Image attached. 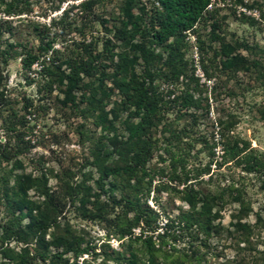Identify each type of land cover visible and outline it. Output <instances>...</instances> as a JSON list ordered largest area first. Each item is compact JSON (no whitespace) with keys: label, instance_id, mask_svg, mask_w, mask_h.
Segmentation results:
<instances>
[{"label":"rangeland","instance_id":"obj_1","mask_svg":"<svg viewBox=\"0 0 264 264\" xmlns=\"http://www.w3.org/2000/svg\"><path fill=\"white\" fill-rule=\"evenodd\" d=\"M80 1L31 0V11L19 15L0 9V151L4 147L2 152L6 156L0 159V264H60L56 260L40 259L44 247L18 242L15 235L6 231L8 218L12 212L17 214L22 200L39 205L38 212L44 214L47 210L42 192L60 198L65 181L79 182L84 178L97 192L95 181L99 173L94 165L95 156L100 154L104 165H113L119 154L111 153L108 138L114 133L119 142L128 136L123 124L131 115L119 107L121 97L113 89L112 81L119 76L113 75V66L105 59L103 46L120 18L121 0H101L88 17L95 21L91 23L86 18L87 27L83 31H79L78 21L68 25L76 9L70 10L67 22L63 20L53 29L51 21ZM214 1L212 9L203 13L191 32L194 43L183 35L178 48H174L172 39L156 48V60L130 62L137 74L146 69L154 74L153 84L165 104L154 135L161 139L184 130L188 135L184 142L192 140V143L179 148L188 151L195 167L210 163V173L203 177L207 180L211 175L205 188L224 193L222 201H216L218 216L210 237H194L195 228L181 232L174 226L175 240L169 241L165 248L172 242L177 251L168 252V261L157 252L154 264H264V169L248 172L239 157L222 159L224 144L233 142H239V147L247 142L255 155L264 157V0ZM134 3L147 10L152 5L149 0H134ZM242 9L256 11V16ZM41 39L52 40L54 49L59 51L54 59L56 64L72 62L75 52L72 50H76L73 42L83 39L91 40L93 54L102 53L101 60L95 64L96 74L83 79L89 86L100 84L98 71L102 70L101 65L106 66L107 77L99 85L96 97L101 100L103 110L111 114L109 120L114 118L111 133H107L111 126L94 124L101 113L99 109L86 112L85 102L81 103L79 98L71 102L66 98L64 84L51 81L42 67L48 64V58H53L51 52L41 55L30 69L22 68V52L30 49L35 53ZM168 60L173 62L168 64ZM174 65L181 67L182 73L175 80L167 79L164 73ZM65 68L63 65L61 70ZM185 92L195 102L189 109L179 105L178 98ZM165 166L166 163L156 159L148 164L153 179L147 196L135 197L131 181L105 179L107 191L100 197V207L110 223L83 219L77 204L67 203L50 217L52 226L45 241H50L54 233L57 238L82 247H93L92 253L78 258L79 264L82 261L124 264L120 263L123 253L142 252L140 241L134 239L139 227H134L131 235L122 234L123 227L137 212L148 210L156 216L158 229L153 234L160 232L167 220L174 225L180 221L181 227L184 214L191 213L181 195L161 190L162 185L176 184L168 180V175H159L158 170ZM182 187L178 185L177 189ZM86 208L94 210V205L87 204ZM26 224L24 219L22 226ZM4 251L9 257H5ZM54 252L53 247H48V254ZM185 253L190 257L198 255L200 261L186 260ZM73 256L68 254L70 262Z\"/></svg>","mask_w":264,"mask_h":264},{"label":"trees","instance_id":"obj_2","mask_svg":"<svg viewBox=\"0 0 264 264\" xmlns=\"http://www.w3.org/2000/svg\"><path fill=\"white\" fill-rule=\"evenodd\" d=\"M30 1L0 0V9L7 14H26L31 11ZM100 1L82 0L78 4L72 5L71 8L64 9L57 20L51 21L53 29L56 24L62 23L63 20L67 22L70 10L76 9L71 19L72 22L68 25L71 26L78 21L79 31L85 30L87 27L86 18L93 15L92 10ZM157 1L159 7L152 4L147 10L143 5H135L134 0H121L118 8V15L120 16L118 23L113 26L110 38L105 39L103 42L105 54H107L105 59H109V63L112 64L113 75L119 76V78H112L113 89L121 97L119 107L123 111H128L131 119L123 124L128 134L125 140L117 142V136L114 133L108 138L109 145L112 147L111 153L119 154L114 164L104 165L100 159L101 155L97 154L95 156L94 165L98 167L99 173V177L95 181L97 192L86 183L84 178L79 182L65 181L61 186L60 198L48 192H42L44 196L43 204L47 210L44 214L38 212L40 210L39 205L29 200H22L19 201L17 214L12 212L6 222V231L15 235L18 242L35 243L39 245V248L44 247L39 256L43 261L50 259L52 261L56 260L60 264H79L78 258L84 254L92 253L94 249L91 246L82 247L70 240L57 238L54 233L51 234V240L46 242V233L52 226L50 222L52 215L59 213L60 208L67 203L70 206L77 204L76 209L81 213L83 219L100 220L109 224L110 220L107 219L102 207H100V197L107 191L104 180L111 177L124 179L127 182L131 181L130 188L135 197L138 194L147 196L153 179L152 170L148 168V164L153 159L166 163L165 168L158 170L159 175H168V180L176 183L174 186L162 185L161 190L167 193L174 191L175 194L181 195V199L187 204L191 213L184 214L181 227L180 221L174 225L173 221L167 220L160 227V232L153 234L158 229L156 216L148 210L137 212L131 222L123 227L122 234L131 235V230L136 226L139 227V234L134 239L140 241L142 252L139 254L136 251H131L128 254L123 253L120 263L154 264L157 252H161L163 259L168 261V252L177 251L172 242L167 247L168 249L165 248L169 241L175 240L176 231L174 226L181 232L195 228L196 236L194 237L201 235L204 238H209L211 235L213 222L218 216V209H215L216 201H222L224 193L205 188L210 182L211 175L207 180L203 177L209 175L210 163L195 167L193 160H190L188 151L185 152L179 148V145L187 146L192 143V140L184 142L185 137L188 136L184 130L172 132L167 137L161 136V139L154 135L153 131L160 124L164 109L162 107L165 104L157 94L153 84L154 74L148 69L137 74L131 65L132 60L133 63L138 59L143 60L145 63L156 60L158 56L155 54V49L166 44L170 39L174 40V48H178L179 38L186 35L185 31L193 30L194 26L203 18V13L206 11L210 0ZM89 18L88 21L91 23L95 21L94 18L92 20H89ZM35 27L37 29V26ZM73 43L76 50H72L75 51L73 52L74 60L72 62L58 61L56 64L54 59L59 51L54 49L52 40H46L45 42L42 40L35 53L30 49H25L22 52L21 66L23 69L28 70L34 63L38 62L41 55L51 52L53 58H48V64L42 66L45 71H48L51 81L58 80L61 84H64L66 98L71 102H76L77 98L81 103L85 102L86 112L91 113L92 109H99L101 113L95 119L94 124L101 127L111 126L112 129H107V133H111L114 130V118L109 120L111 114L103 110L101 100L96 97L99 85L107 77L106 66L101 65L102 70L98 71L100 84L89 86L83 79L84 76L96 74L94 70L98 65L95 64L101 60L102 53L93 54L91 40L86 41L83 39ZM172 62L173 60L167 61L168 64ZM63 65L66 68L62 71L61 67ZM180 68L174 65L164 75L167 76V79L175 80L182 73ZM77 93H79V96L76 97ZM178 100L181 108L189 109L195 106L193 97L188 92L183 93ZM26 107L28 108V105ZM133 119H136V121ZM12 129L15 131L14 126ZM239 145V142L224 144L222 159L239 157L248 172L264 169V157L255 155L247 142L242 143L241 147ZM2 148L4 149V147ZM2 150L0 151V159L6 158ZM178 185H183V187L177 189ZM234 201H237L236 198ZM90 203L94 205V210L86 208V205ZM130 205L133 206L134 202L131 201ZM24 219H27V224L22 226ZM48 247H53L56 252L48 254ZM60 247L61 251H58ZM68 254L74 255L71 262ZM4 255L9 257V253L6 251H4ZM183 257L186 260L192 259L196 263L200 261L199 256L196 254L192 255L191 258L185 253ZM185 259H182V262ZM83 263L82 261L80 264ZM167 264L181 263L169 262Z\"/></svg>","mask_w":264,"mask_h":264},{"label":"built area","instance_id":"obj_3","mask_svg":"<svg viewBox=\"0 0 264 264\" xmlns=\"http://www.w3.org/2000/svg\"><path fill=\"white\" fill-rule=\"evenodd\" d=\"M155 7H159V2L157 1V0H149ZM226 2H229L230 0H225ZM214 0H210L209 1V4L207 5V7H206V10H209V9H212V7H213V5H214ZM224 4V3H223ZM225 5V4H224ZM242 11L244 12V13H247L248 15H252V16H256V11H254V12H251V11H249V12H245V9H242ZM195 27V26H194ZM192 32V30H187V31H185V34H186V38L188 39V40H190V42L191 43H194V41H195V38H194V35L191 33Z\"/></svg>","mask_w":264,"mask_h":264}]
</instances>
